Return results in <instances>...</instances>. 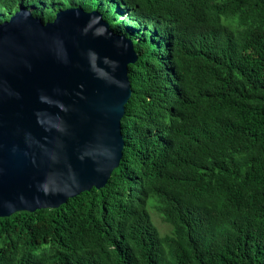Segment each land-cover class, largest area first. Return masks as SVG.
Here are the masks:
<instances>
[{"label": "trees", "instance_id": "1", "mask_svg": "<svg viewBox=\"0 0 264 264\" xmlns=\"http://www.w3.org/2000/svg\"><path fill=\"white\" fill-rule=\"evenodd\" d=\"M21 8L45 24L96 10L138 45L181 14L204 66H131L120 166L57 208L0 216V264H264V0H0V24ZM156 158L161 176L146 169ZM108 234L125 245L114 261L94 247Z\"/></svg>", "mask_w": 264, "mask_h": 264}, {"label": "water", "instance_id": "2", "mask_svg": "<svg viewBox=\"0 0 264 264\" xmlns=\"http://www.w3.org/2000/svg\"><path fill=\"white\" fill-rule=\"evenodd\" d=\"M131 41L97 11L0 24V216L57 208L103 188L124 149Z\"/></svg>", "mask_w": 264, "mask_h": 264}, {"label": "clouds", "instance_id": "3", "mask_svg": "<svg viewBox=\"0 0 264 264\" xmlns=\"http://www.w3.org/2000/svg\"><path fill=\"white\" fill-rule=\"evenodd\" d=\"M21 9L27 10L25 8H21ZM21 9H19L17 12H19ZM27 11H30L32 13V11L29 9ZM63 11H65V10H63ZM94 11H96V10H94ZM85 12H87V11H85ZM87 13H89V12H87ZM127 15H128L127 12H125L122 15V17L119 18V20L120 21L125 20L126 19L125 17H127ZM102 18H103V16H102ZM222 19L224 20L225 18H222ZM103 20H104V18H103ZM104 21L109 25L110 29L113 31L114 34L124 36L125 38L129 39L132 43V45H131L132 53H133V55H136V61L127 66V72H126L128 78H129V81H130L132 94H133V89H132V83L130 80V69L129 68L131 66L135 65L139 60H141V62H142L144 59H147L145 65H143L144 67H153V66H158V65H160V67H161V66H164V65L170 63V65H172V68H173L174 64L172 61H173L174 57L186 56L187 60L191 64L192 72L193 71L199 72L200 69H202L204 66V61H203L204 58L202 57L201 54H198L196 52V50L199 46V39L200 38H198L199 36L192 34L191 32H189L186 29L185 20H184L183 15H181V14H170V20L166 22V23H169V24L174 26L173 31H170L168 28L164 29V27L157 25L155 22L150 23L148 27L146 26V30L150 29L152 36L155 37L154 39L151 38V44L146 42V43H141L138 45L135 42L137 40L133 41L131 38L127 37L124 34H120V33L118 34V33L114 32V30L111 28V25L108 23V21H106V20H104ZM225 21H227V20L225 19ZM1 24H3V23H1ZM159 37H162L164 39L165 43H161V42L156 43L155 39L159 38ZM140 40L141 39H138L139 42H140ZM151 58L154 59V63L152 66H150ZM131 97H132V95H131ZM167 106L170 109H171V106H173V108L175 109L176 104L170 103ZM153 111H155V110L153 109ZM125 116H126V106H125V115H124L123 119L125 118ZM121 129H122V121H121ZM122 136H123V141H124V149H123L120 164H121L123 157H124V151L126 148V144H130L131 141L133 140L132 138L125 140L124 135H123V130H122ZM126 142H128V143H126ZM140 143L142 144V146L144 144H148L150 146V148H152V145H153V141L151 143H147V142L143 143L141 141ZM135 144L137 146V142H135V140H134L133 145L135 146ZM139 155H140V152H139ZM120 164H119V166H120ZM163 167H165V162L160 161L158 158L150 159L146 165V169H147L149 174L159 175V176L162 175ZM83 192H81V193H83ZM80 194H78V195H80ZM107 236H108V240H109L108 248L106 250L107 252L104 251L102 253L99 250L98 247L102 248L100 244H98V245L95 244L94 247L96 250H98L99 257L101 259L106 260L108 258L107 259L108 261H110V260L114 261V257L119 252L117 250V248L119 246L123 248L125 245L114 243V240H113L115 237L114 234H108ZM118 237H120V236H118ZM38 264H46V262L43 261V262L38 263Z\"/></svg>", "mask_w": 264, "mask_h": 264}, {"label": "rangeland", "instance_id": "4", "mask_svg": "<svg viewBox=\"0 0 264 264\" xmlns=\"http://www.w3.org/2000/svg\"><path fill=\"white\" fill-rule=\"evenodd\" d=\"M159 227H160V229H161L162 231H165V230L167 229V227L164 226V225H162V224H160Z\"/></svg>", "mask_w": 264, "mask_h": 264}]
</instances>
